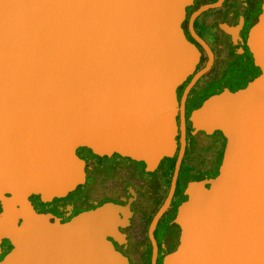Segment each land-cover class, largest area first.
<instances>
[{"label":"water","instance_id":"1","mask_svg":"<svg viewBox=\"0 0 264 264\" xmlns=\"http://www.w3.org/2000/svg\"><path fill=\"white\" fill-rule=\"evenodd\" d=\"M190 1L0 0V264H126L108 237L123 240L132 197L68 219L29 198L45 203L83 184L77 148L159 167L174 153L178 113L170 187L148 227L153 262L150 231L184 147V94L210 65L177 103L198 59L180 26ZM239 25L224 29L233 42ZM245 47L250 65L188 113L198 142H221L219 159L177 207L160 264H264V0Z\"/></svg>","mask_w":264,"mask_h":264},{"label":"flooded vegetation","instance_id":"2","mask_svg":"<svg viewBox=\"0 0 264 264\" xmlns=\"http://www.w3.org/2000/svg\"><path fill=\"white\" fill-rule=\"evenodd\" d=\"M260 2L261 0H191L184 7L180 26L185 38L197 49L198 59L193 71L175 87L177 103L194 72L203 68L208 60L210 65L189 85L184 94V147L167 208L160 214L150 231L155 247L152 263V244L148 227L170 187L179 148L178 113L174 117L177 127L174 153L170 157L162 158L159 167L145 171L142 162L121 157L116 153L96 156L76 149L75 154L83 162V191L71 199H57L52 203V198L48 201L51 202L49 205L39 199L34 201L30 197L31 204L36 209L41 208L54 216L68 219L79 204H90L94 207L107 201L124 205L128 198L132 197L128 207L130 215L127 224L117 227L123 234V240L117 242L110 237L108 239L113 248L125 257L126 264H160L175 239L176 228L172 218L177 207L198 182L214 174L219 159L221 142L214 140L205 148L200 147L190 132L188 113L197 103L219 92L234 74L250 65L251 56L245 47V36L258 13ZM204 5L209 6L191 17L192 12ZM239 21L234 43L224 29L238 24ZM137 163L143 164L141 168ZM96 189L100 190V196L96 199L89 198L90 192Z\"/></svg>","mask_w":264,"mask_h":264},{"label":"trees","instance_id":"3","mask_svg":"<svg viewBox=\"0 0 264 264\" xmlns=\"http://www.w3.org/2000/svg\"><path fill=\"white\" fill-rule=\"evenodd\" d=\"M198 104H200V103H197L195 106H197ZM194 106V107H195ZM193 107V108H194ZM77 150H84V151H86V152H88L89 154H91L90 153V151H89V149L88 148H86V147H82V148H77ZM92 155V154H91ZM142 164V163H141ZM143 165V164H142ZM215 172V171H214ZM213 174H211V176H212ZM211 176H209V177H211ZM207 178H203L200 182H198L196 185H198V184H200L201 182H203L204 180H206ZM76 188H78V189H76ZM75 190H77L76 191V194L77 193H80V192H82L83 191V189H84V184H80V185H77L75 188H74ZM74 190V191H75ZM72 192H73V190H72ZM72 192H70V193H72ZM67 195H69V193L67 194ZM189 194H187V196H188ZM186 196V197H187ZM185 197V198H186ZM31 198H34V199H36V200H38V197L37 196H31ZM72 198V195H70L69 197H67L66 196V198L65 199H71ZM185 200V199H184ZM183 202V201H182ZM40 203V202H39ZM88 207H91V205L90 204H79L78 205V207L75 209V212H77V211H80V210H83V209H85V208H88ZM37 210H41V208H39V209H37ZM74 212V213H75ZM173 243L174 242H172V244H170L169 245V247H168V249H167V251L171 248V246L173 245ZM0 247H1V252H3L7 247H8V242L6 241V240H2L1 241V244H0Z\"/></svg>","mask_w":264,"mask_h":264},{"label":"rangeland","instance_id":"4","mask_svg":"<svg viewBox=\"0 0 264 264\" xmlns=\"http://www.w3.org/2000/svg\"><path fill=\"white\" fill-rule=\"evenodd\" d=\"M208 98V97H207ZM206 99V98H205ZM202 102V101H201ZM200 103V102H199ZM196 107V106H195ZM196 139V138H195ZM197 141V140H196ZM213 142V141H212ZM197 143L199 144V146L200 147H203V148H205L206 147V145L207 144H212L211 142H203V143H200V142H198L197 141ZM131 160V159H130ZM198 163V162H197ZM136 164V163H135ZM138 165H139V167L141 168V166H142V164L141 163H137ZM196 164V163H195ZM209 178V177H208ZM76 189H78V188H76ZM75 189H73V192L72 193H70L69 192V195H66L67 197H69L70 195H72V196H74V195H76V191L77 190H75ZM100 190H98V189H96V190H94V191H91L90 192V195H89V198H92V199H96V198H98L99 196H100ZM66 196L65 197H63V198H54L53 200H52V203L54 202V201H57V199H63V200H66L65 198H66ZM34 199V198H33ZM34 201H35V199H34ZM51 202H47V203H44V204H47V205H49ZM77 212H79V211H77ZM76 213V212H75ZM74 214V213H73Z\"/></svg>","mask_w":264,"mask_h":264}]
</instances>
